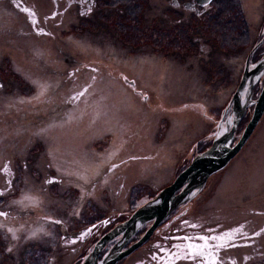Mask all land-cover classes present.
Returning <instances> with one entry per match:
<instances>
[{"label": "rangeland", "instance_id": "1", "mask_svg": "<svg viewBox=\"0 0 264 264\" xmlns=\"http://www.w3.org/2000/svg\"><path fill=\"white\" fill-rule=\"evenodd\" d=\"M121 4L126 14L115 18L111 9ZM212 7L205 16L213 13V17L203 21L209 19L204 28L192 31L182 26V36L173 35L172 25L178 24L167 0L110 2L105 10L100 7L94 15L72 22L64 36L10 37L0 32V163L13 161L22 203L41 205L46 214H64L73 227L106 215L112 206L127 210L130 196L135 210L171 183L192 153L205 149L223 132L244 59L264 27V0H214ZM190 17L182 11L181 23L201 20ZM133 25L140 28L134 31ZM51 26L60 34L65 28L63 22ZM172 37H182L179 49L180 43L175 44ZM192 37L197 38L190 42ZM66 66L68 79L63 74ZM42 72L46 74L39 78ZM263 82L264 73L253 86V98ZM47 99L53 103L46 105ZM32 109L37 110L34 123L38 127L46 123L40 133L24 135L9 126V115ZM251 109L252 103L234 141ZM53 114L61 117L50 119ZM263 132L264 112L227 163L115 264H264ZM49 174L59 181L54 201L42 200L38 188ZM93 179L97 185L82 204L86 206L76 207L80 195L74 187L80 189ZM103 184L117 190L113 204H106L109 198L101 189ZM7 202L14 200L7 198ZM198 223L209 226L201 232L209 233L208 244L217 251V258L203 260L183 239L180 244L168 240L180 226L191 238V233L200 232H193ZM258 226L262 229L255 245H246L249 238H244L243 231L250 233V227ZM137 227L129 237L134 242L148 226ZM41 231V226L11 230L0 223V260L4 264H72L77 259L70 249L69 258L59 254ZM27 234L32 238L21 247ZM238 234L244 245H228ZM93 237L89 235L80 247L82 257Z\"/></svg>", "mask_w": 264, "mask_h": 264}, {"label": "flooded vegetation", "instance_id": "2", "mask_svg": "<svg viewBox=\"0 0 264 264\" xmlns=\"http://www.w3.org/2000/svg\"><path fill=\"white\" fill-rule=\"evenodd\" d=\"M113 1H117V0H0V32L10 37H18L21 35L27 36V33H28L27 37L41 36V37H47V38L52 37L53 38V37H57L56 36L57 34L59 36H64V35H67L66 33L69 32L68 29L71 28L72 22L77 23V21H81V18H86L90 15H94L97 11L98 12L100 11L99 10L100 7H102L105 10L107 6L109 5V3ZM167 1H168L169 8H171L172 10L171 13H173L171 14L173 15V21L174 23L178 24V27L177 25L176 26L172 25V28H175V33L173 35L182 36L183 35L182 26L184 27V30L186 28H189V30H192V31H197V28L198 29L204 28L209 23L208 21L209 19L205 22V24H203V21L208 17H213L212 15L213 13L208 16H205V15L209 14V12L213 9L212 6H214V0H167ZM25 9H27V11H25ZM111 10L113 11L115 18L122 19V15L126 14L122 4L119 7L116 6V8H112ZM182 11L188 12V14L192 16L190 18L201 19L200 22H202V24L199 21L196 22L195 20H193L195 21L193 23L182 24L181 23ZM54 17L56 18L55 20H53ZM59 22H63L65 25L64 26L65 28L61 30L62 34L59 33L60 32L59 30L55 29L56 27L51 26V24L59 23ZM113 27L116 29L115 31L118 30L117 22H115ZM138 28L140 27H135L133 25L134 31ZM240 29L244 30L245 29L244 25ZM184 32H185L184 37L189 38L190 34H188L187 31H184ZM258 34H259L258 41L249 48L248 54L244 59L242 69L246 71H249L250 69H252L255 64H259V63L264 64V27L260 33L258 32ZM164 35L167 36L166 33ZM180 38L179 40H177L174 37H172L171 39L173 40L175 44L180 43V45L177 44L176 46L177 49H179L182 46L181 44L184 43V41L182 42V39ZM196 38L197 37H192L190 42ZM164 45H171V44L165 43ZM66 63L68 64V62ZM69 69H71V67ZM63 71L66 72V74L63 73L65 75L64 79H68L69 78L68 67L67 66L64 67ZM42 73H39L40 74V76L38 75L39 78L41 77L44 78L46 73H43V74ZM263 73H264V66L257 74H255V76L252 77L251 75L247 77L244 81V84L239 92L238 97L242 100L241 104H243L245 101H246V104H245L242 116L240 117L237 124L235 125L232 136L229 139V142H228L229 146L233 145L237 141V139L235 141L234 139L237 135V129L240 128L238 124L243 117L244 118L247 117L246 110L250 103H252V109L250 110V113H249L251 116L254 102L256 99V97L253 98V86L255 85V83L259 82V79ZM263 84L264 82L262 83V86ZM2 85L3 84L0 81V88L2 87ZM262 86L260 87V89L262 88ZM58 90L60 91V87L58 88ZM49 101L50 99L46 100V105L48 103L50 104L53 103L52 100L50 102ZM262 114L260 115V117L262 116ZM9 116H11V119H12V121L8 120V122L10 123L9 126H13L15 130L17 129L20 133H23L24 135H27V134L33 135L36 132L40 133V131L44 129L43 127L45 126V125H42L40 127H37V125L34 123V121L37 119V110L35 109L29 110L28 112L26 110L16 111L14 112L13 116L12 115H9ZM232 119H233V115L231 113L228 114L227 118L224 120L226 127L223 128L222 133H225L229 130ZM6 121L7 119L3 120L2 122L6 124ZM262 136L264 139V134ZM197 153L194 152L191 154L189 161L186 163V165L190 162L192 157ZM179 158H182V155ZM185 159H188V158H185ZM20 166L25 167L26 164L20 163ZM105 171L106 169H103L102 174ZM18 177L19 176L16 172V169L13 167V161L8 162L6 159H4L3 163H0V223L4 224L5 226H9L11 230L18 229V228H24V229L29 230L31 228L41 226L43 228V231H41L40 234L41 235L45 234L48 237H50L49 239L53 241V245L56 246L58 250H60L59 254L62 253V256L66 255L69 258V249H70L71 250L70 254H74L76 256L77 259H73L72 264H82L85 256L90 251L91 248L83 257L81 256L80 247L83 245V242L89 238V235H94L92 239V246H93V244L97 241V239L100 236H102L106 231L111 229L117 223L127 219V217L134 211L132 209V206H131L132 201L130 199L132 196H130V198L128 199V202L130 201V204L128 203L126 207L128 208L127 210L118 211L117 209L115 210L114 206H112V208L106 212L107 213L106 215L98 217L94 219L93 221L89 222L88 224H85L84 226L80 225L81 227H73L71 226V223H69V219L65 217L64 214H46L45 212H43V209H41L42 207L41 205L35 206L32 203L30 204L22 203L18 199V194L20 192L19 186L17 183ZM55 182L59 183V181L55 178L54 175L49 174L47 177L44 178L42 183L38 184L39 191L41 192V198L43 197L42 200H44V198L49 199L51 201H54L57 199L56 198L57 189L55 186ZM95 185L97 184H96V180L94 181V179L83 183L80 189H77V187H74L73 185L76 192H79V195H80L76 199V207L84 208L86 206V204L85 205H82V204L84 203L85 199H87V196L91 195L92 189L93 187H95ZM44 186H46L45 190H44ZM70 186L71 185L68 184L69 189H70ZM101 189L109 198L108 201L106 200V204H109V205L113 204L112 200L113 198L116 197V195L113 192H116L117 190L116 189L113 190L112 187L107 184L105 186L103 184L101 186ZM7 198H12L14 200V203L9 204L7 202V204H5L4 201ZM27 198H29V202L34 201L33 197H27ZM90 201L91 200L88 199V202ZM109 201H112V202L110 203ZM114 201L116 203L117 199L116 200L114 199ZM122 211H125V214H123ZM150 223L151 221H147L143 223L142 225L147 224L148 226ZM257 225H260V223L257 222ZM254 226L255 224L253 225V227ZM180 227H183V226H180ZM180 227L178 228V230L174 231L171 234V236H174L173 240L176 243L183 242L182 241L183 239L184 243L189 245L191 252L199 257H203V260H206L209 258L215 259L218 257L217 251H214L213 248L210 247V245L208 244L209 243L208 242L209 233L207 234L205 233L206 235L205 237L204 233L201 232L202 230H206L209 226L203 227L201 223L195 224L193 228V232L196 230L200 232L191 233V236H192L191 238H187L185 234H188V233L187 232L183 233ZM253 227H250L251 230H254V229L256 230L257 227L255 228ZM257 229L259 231L260 226H258ZM258 231H253L254 233H250L248 236L244 237L245 239L247 237L249 238L248 240L246 239V242H245L246 245L248 246L255 245L256 237H258ZM48 237H44L42 238V240L47 239ZM31 238L32 236H29L27 234L25 239L20 241V246L21 247L25 246ZM39 239L40 237L36 238V241ZM119 240H121L120 236H117L114 239L108 241L103 246V248H101V250L99 251L96 261L99 262L102 256L107 252L109 247L118 243ZM131 242L133 241H131L130 239L126 241L127 244ZM228 245L243 246L244 242H243V239H236L235 241L229 242ZM257 248L259 249V247ZM102 249H104V252L102 251ZM4 263H5L4 260L1 259L0 264H4ZM68 264H70V261Z\"/></svg>", "mask_w": 264, "mask_h": 264}, {"label": "water", "instance_id": "3", "mask_svg": "<svg viewBox=\"0 0 264 264\" xmlns=\"http://www.w3.org/2000/svg\"><path fill=\"white\" fill-rule=\"evenodd\" d=\"M263 66L264 64L261 63L256 64L249 71L244 70L241 75L240 81L232 94L230 111L233 119L229 130L216 135L205 149L195 154L190 162L176 174L171 183L160 189L153 198L135 209L127 219L117 223L100 236L85 256L82 264H115L117 260L129 254L150 236L153 229L165 219L179 202H183L194 190L199 189L209 175L222 168L238 151L250 135L264 110V84L255 99L251 116L245 124L241 135L233 145L227 146L246 104V101L243 104H239L238 95L245 79L257 74ZM179 189L181 191L175 193ZM147 221H151V223L141 236L135 242H131L122 249L135 228ZM117 236H120L121 240L119 242L121 243L118 242L110 246L100 261L97 262L96 259L101 248Z\"/></svg>", "mask_w": 264, "mask_h": 264}, {"label": "trees", "instance_id": "4", "mask_svg": "<svg viewBox=\"0 0 264 264\" xmlns=\"http://www.w3.org/2000/svg\"><path fill=\"white\" fill-rule=\"evenodd\" d=\"M71 74H72V73H71ZM44 104H45V103H44ZM57 107H60V104H58ZM43 108H44L43 111L47 113V110H48V109H47L46 107H43ZM51 116H52V117H51L50 119H58V118L61 117V114H57V115L53 114V115H51ZM50 119H49V120H50ZM49 120H48V121H49ZM45 125H46V123H45ZM37 127H38V126H37ZM195 151H197V150H195ZM198 152H199V151H198ZM118 211H119V210H118ZM122 213L125 214V211H122ZM128 217H129V216H128ZM128 217H127V218H128ZM257 228H258V227H257ZM257 228H256V230H255V229H254V230H250V233H254L253 231H258ZM261 229H262V228H261V226H260V230L258 231V233L261 231ZM238 230L240 231L239 228L237 229V232H238ZM142 233H143V232H142ZM238 233H239V232H238ZM250 233H248L247 230L243 231L244 237L248 236ZM259 235H260V234H259ZM186 237H187V236H186ZM187 238H190V237H187ZM173 239H174V236H171L170 239H168V240L170 241V240H173ZM236 239H242V238H241V236H240L239 234L237 235V237H231V241H235ZM173 241H174V240H173ZM88 251H89V250H88ZM88 251H87V252H88ZM263 251H264V249H263Z\"/></svg>", "mask_w": 264, "mask_h": 264}, {"label": "snow or ice", "instance_id": "5", "mask_svg": "<svg viewBox=\"0 0 264 264\" xmlns=\"http://www.w3.org/2000/svg\"><path fill=\"white\" fill-rule=\"evenodd\" d=\"M25 11H27V9H25Z\"/></svg>", "mask_w": 264, "mask_h": 264}, {"label": "bare ground", "instance_id": "6", "mask_svg": "<svg viewBox=\"0 0 264 264\" xmlns=\"http://www.w3.org/2000/svg\"><path fill=\"white\" fill-rule=\"evenodd\" d=\"M152 235V234H151ZM147 240V239H146Z\"/></svg>", "mask_w": 264, "mask_h": 264}]
</instances>
